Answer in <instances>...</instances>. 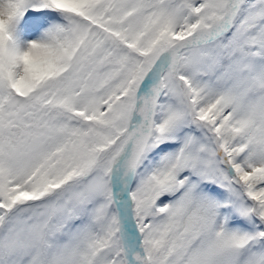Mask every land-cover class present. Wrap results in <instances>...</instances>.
Listing matches in <instances>:
<instances>
[{
    "label": "snow or ice",
    "instance_id": "6c2138e0",
    "mask_svg": "<svg viewBox=\"0 0 264 264\" xmlns=\"http://www.w3.org/2000/svg\"><path fill=\"white\" fill-rule=\"evenodd\" d=\"M0 264H264V0H0Z\"/></svg>",
    "mask_w": 264,
    "mask_h": 264
}]
</instances>
